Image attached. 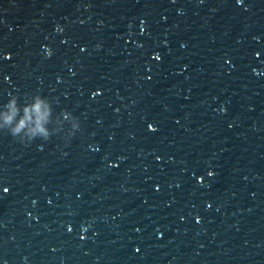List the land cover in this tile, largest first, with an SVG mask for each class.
Wrapping results in <instances>:
<instances>
[{"label": "clouds", "instance_id": "9594fccd", "mask_svg": "<svg viewBox=\"0 0 264 264\" xmlns=\"http://www.w3.org/2000/svg\"><path fill=\"white\" fill-rule=\"evenodd\" d=\"M13 114H14V113H13ZM75 118L79 121V119H78L77 117H75ZM11 119H12L11 116H6V117H5V120H6V122H8V123L11 122ZM23 126H24V121H22L21 124H20L19 126H17L16 128H13V129L10 131V134L15 138V137L18 135L20 129H21ZM78 127H80V123H79ZM39 131H40V133H41L42 136H43V140H48V139L50 138V137L48 136V134L46 133V131H45L43 128H40ZM35 138H36V137H35V134H33L32 136H30L28 142H31V141L34 140ZM21 143H23V142H21Z\"/></svg>", "mask_w": 264, "mask_h": 264}]
</instances>
